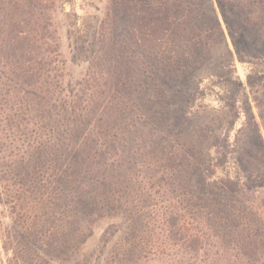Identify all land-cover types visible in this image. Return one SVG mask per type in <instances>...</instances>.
I'll list each match as a JSON object with an SVG mask.
<instances>
[{"label":"trees","instance_id":"obj_1","mask_svg":"<svg viewBox=\"0 0 264 264\" xmlns=\"http://www.w3.org/2000/svg\"><path fill=\"white\" fill-rule=\"evenodd\" d=\"M101 1L99 35L106 46L98 61L101 66L72 84L59 56L54 23L57 5L66 0H0L2 159L20 182L19 191L34 186L39 192L50 191L54 199L66 200L80 194L90 211L93 201L103 205L112 201L116 161L119 155L127 159L137 152L131 151V141L149 127L136 102L140 90L134 95L131 83L139 73L141 85L147 86L143 74L155 82L168 75L163 71L180 69L181 57L199 47L202 33L195 6L203 0ZM215 1L244 25L264 29V0ZM133 51L141 52L133 58L138 66L149 60L147 68L132 67L127 58ZM243 84L237 78L234 87ZM170 149L160 159L162 172L156 183L176 179L196 165V155L188 147L178 143ZM249 154L250 158L242 155L245 167L240 172L222 171L211 189L208 183L201 185L191 228L179 215L181 243L197 264H264L261 136ZM247 161L254 165L247 166ZM47 170L50 182L40 174ZM183 176L177 179L186 187L187 175Z\"/></svg>","mask_w":264,"mask_h":264},{"label":"rangeland","instance_id":"obj_2","mask_svg":"<svg viewBox=\"0 0 264 264\" xmlns=\"http://www.w3.org/2000/svg\"><path fill=\"white\" fill-rule=\"evenodd\" d=\"M195 8L199 47L166 77L154 82L143 74L145 86L139 73L130 85L134 95L140 90L136 102L149 127L131 141L137 152L119 155L110 203L93 201L90 211L80 194L66 200L34 186L19 191L0 153V264H197L181 243L179 215L191 228L201 185L211 189L222 171L240 172L242 155L250 158L259 136L264 141V29L244 25L215 0ZM103 11L101 0L57 5L59 56L72 84L101 66ZM134 52L127 60L142 71L149 60L138 66L133 58L141 52ZM178 143L196 155V165L177 177L187 175L186 187L177 178L156 183L161 157ZM49 171L40 173L48 182Z\"/></svg>","mask_w":264,"mask_h":264}]
</instances>
